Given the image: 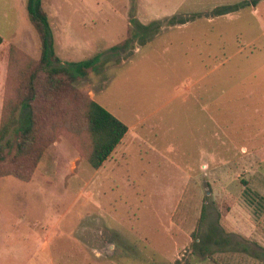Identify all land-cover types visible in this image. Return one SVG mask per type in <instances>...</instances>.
I'll list each match as a JSON object with an SVG mask.
<instances>
[{
  "label": "rangeland",
  "instance_id": "1",
  "mask_svg": "<svg viewBox=\"0 0 264 264\" xmlns=\"http://www.w3.org/2000/svg\"><path fill=\"white\" fill-rule=\"evenodd\" d=\"M26 4L0 0V119L11 45L40 57ZM43 6L63 62L99 56L78 88L129 130L99 168L65 127L28 181L0 176V264H264L244 196L264 195V0Z\"/></svg>",
  "mask_w": 264,
  "mask_h": 264
},
{
  "label": "trees",
  "instance_id": "2",
  "mask_svg": "<svg viewBox=\"0 0 264 264\" xmlns=\"http://www.w3.org/2000/svg\"><path fill=\"white\" fill-rule=\"evenodd\" d=\"M26 5L39 37L40 57H31L15 44L10 47L0 119V176L13 175L28 181L56 140V130L65 127L90 165L99 168L129 130L124 121L77 86L81 78L97 70L99 56L63 62L56 52L43 0H27ZM134 37L129 35L114 48H126ZM245 185L244 196L250 204L256 203L260 215L264 211V195L252 188L249 181ZM205 218L203 210L193 233L195 237L201 233Z\"/></svg>",
  "mask_w": 264,
  "mask_h": 264
}]
</instances>
